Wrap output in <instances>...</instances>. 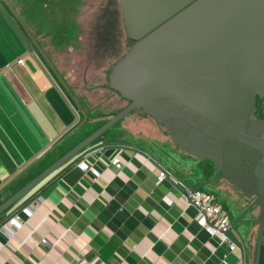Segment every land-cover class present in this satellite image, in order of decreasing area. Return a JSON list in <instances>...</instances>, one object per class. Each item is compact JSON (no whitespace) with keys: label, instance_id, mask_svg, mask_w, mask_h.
Segmentation results:
<instances>
[{"label":"crops","instance_id":"0c3cea01","mask_svg":"<svg viewBox=\"0 0 264 264\" xmlns=\"http://www.w3.org/2000/svg\"><path fill=\"white\" fill-rule=\"evenodd\" d=\"M13 3L0 0V204L103 125L101 117L108 120L126 105L118 93L94 104L81 100L47 61L42 42L19 30ZM99 105L111 114L99 112ZM118 124L3 213L0 226L16 212L21 226L0 233V264H254L258 226L234 224L253 199L224 179L208 184L223 196L212 194L240 246L227 233H208L184 202L182 187L193 189L217 177L212 164L175 145L183 153L180 161L165 164L143 147L117 139ZM150 128L161 140L162 132ZM113 158L119 169L110 163ZM82 161L99 176L83 170ZM158 165L172 178L157 181ZM203 186L194 189L211 195L199 189ZM38 197L32 214L20 212ZM225 199L233 206L230 213ZM257 215L255 208L242 219ZM230 243L236 245L232 251Z\"/></svg>","mask_w":264,"mask_h":264},{"label":"water","instance_id":"95a60500","mask_svg":"<svg viewBox=\"0 0 264 264\" xmlns=\"http://www.w3.org/2000/svg\"><path fill=\"white\" fill-rule=\"evenodd\" d=\"M118 2L132 44L112 66L107 86L128 104L1 203L0 217L137 111L162 126L176 147L212 164L217 177L194 188L224 179L253 199L234 224L258 226L254 264H259L264 247V119L256 116L255 101L257 96L264 100V0ZM255 208L256 218L242 219ZM223 232L240 246L232 231Z\"/></svg>","mask_w":264,"mask_h":264},{"label":"rangeland","instance_id":"374dc122","mask_svg":"<svg viewBox=\"0 0 264 264\" xmlns=\"http://www.w3.org/2000/svg\"><path fill=\"white\" fill-rule=\"evenodd\" d=\"M12 1L16 17L21 21H17L19 30L22 33L27 30L35 36V41L42 42L40 45L47 61L70 83L73 90L80 93L81 100H90L94 104L119 96L107 86L112 66L129 48L118 0ZM106 105L112 108L109 103ZM102 107L98 106L99 112L111 114L112 111H103ZM123 119L118 122L117 127L121 126L122 133L117 134V139L143 147V150L149 151L165 164L180 161L182 152L174 144L170 145L171 137L167 131L150 117L132 111ZM106 121L101 117L98 123ZM153 126L162 132L161 140L153 135L155 129L150 128ZM111 129H114L113 126ZM154 142L158 143L160 150L152 148ZM200 188L223 199L208 185ZM222 202L230 213L233 207L231 202ZM256 242L257 239L255 250Z\"/></svg>","mask_w":264,"mask_h":264},{"label":"built area","instance_id":"2783aa9c","mask_svg":"<svg viewBox=\"0 0 264 264\" xmlns=\"http://www.w3.org/2000/svg\"><path fill=\"white\" fill-rule=\"evenodd\" d=\"M110 163L114 165L117 169L120 168L118 158H113ZM79 165L83 170H92V173L95 176L94 178H97L99 176L96 170L90 169L86 161H82ZM157 168L159 171L157 175V181H162L165 178H172V176L164 167L158 165ZM182 188L185 191L183 196L184 202L187 206L193 207L195 209L198 215V224L205 231L214 235L216 233H223V231L230 229L229 218L226 210L214 200V197L212 195L184 186ZM39 203L40 197L36 198L34 201H31L29 204L22 207L20 209V212L32 214ZM20 226V216L19 213L16 212V214H14L3 225L0 226V233L6 231V228L14 230L19 228ZM41 243H45V240L42 239ZM235 248L236 245L230 243L229 249L232 251Z\"/></svg>","mask_w":264,"mask_h":264},{"label":"flooded vegetation","instance_id":"af4514ba","mask_svg":"<svg viewBox=\"0 0 264 264\" xmlns=\"http://www.w3.org/2000/svg\"><path fill=\"white\" fill-rule=\"evenodd\" d=\"M125 37H126V34H125ZM126 39H127V37H126ZM129 43H130V46H131L132 43L130 41H129ZM255 106H256V113H255L256 116L259 119H264V100L257 96L256 97V101H255ZM243 170H244V168H243Z\"/></svg>","mask_w":264,"mask_h":264},{"label":"trees","instance_id":"16d2710c","mask_svg":"<svg viewBox=\"0 0 264 264\" xmlns=\"http://www.w3.org/2000/svg\"><path fill=\"white\" fill-rule=\"evenodd\" d=\"M124 27V26H123ZM124 34H125V32H124ZM127 102V101H126Z\"/></svg>","mask_w":264,"mask_h":264}]
</instances>
